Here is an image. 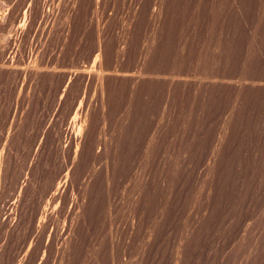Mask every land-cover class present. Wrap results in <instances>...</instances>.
I'll return each mask as SVG.
<instances>
[{"label": "rangeland", "instance_id": "1", "mask_svg": "<svg viewBox=\"0 0 264 264\" xmlns=\"http://www.w3.org/2000/svg\"><path fill=\"white\" fill-rule=\"evenodd\" d=\"M0 264H264V0H0Z\"/></svg>", "mask_w": 264, "mask_h": 264}, {"label": "bare ground", "instance_id": "2", "mask_svg": "<svg viewBox=\"0 0 264 264\" xmlns=\"http://www.w3.org/2000/svg\"><path fill=\"white\" fill-rule=\"evenodd\" d=\"M31 74V73H30ZM115 75V74H114ZM124 77V76H123ZM130 78V77H129ZM135 82V81H134ZM138 83V82H137Z\"/></svg>", "mask_w": 264, "mask_h": 264}]
</instances>
